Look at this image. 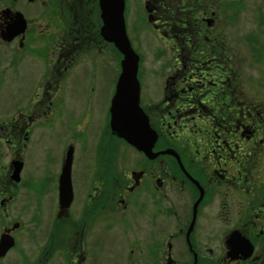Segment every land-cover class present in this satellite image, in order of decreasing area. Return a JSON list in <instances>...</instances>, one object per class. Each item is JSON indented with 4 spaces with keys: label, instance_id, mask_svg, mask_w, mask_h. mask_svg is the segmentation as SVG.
<instances>
[{
    "label": "flooded vegetation",
    "instance_id": "af4514ba",
    "mask_svg": "<svg viewBox=\"0 0 264 264\" xmlns=\"http://www.w3.org/2000/svg\"><path fill=\"white\" fill-rule=\"evenodd\" d=\"M142 2L153 27L175 40L176 70L161 82L163 96L146 97L139 78L140 104L157 134L152 156L112 131L118 50L101 36L99 0H0V79L21 63L36 72L32 105L11 129L0 126L13 153L0 160V241L14 238L0 264L19 247L25 251L15 205L18 213L33 208V221L47 214L45 264H264V80L245 76L242 44L226 36L229 10L236 7L238 19L242 1ZM18 13L27 28L5 40ZM105 52L113 57L100 60ZM75 89L80 136L68 141L55 191L32 195L23 154L30 128ZM107 103L99 135L89 121ZM70 148L73 199L65 206L60 179ZM16 161L23 163L18 175Z\"/></svg>",
    "mask_w": 264,
    "mask_h": 264
},
{
    "label": "rangeland",
    "instance_id": "374dc122",
    "mask_svg": "<svg viewBox=\"0 0 264 264\" xmlns=\"http://www.w3.org/2000/svg\"><path fill=\"white\" fill-rule=\"evenodd\" d=\"M229 1L231 6H236L242 1L243 8L238 19L237 8L231 9L235 10V13L229 10L226 29L227 41L242 44L245 76L257 81L264 80V0ZM128 5L130 7L127 13V30L134 49L141 56L139 78L142 82L143 93L146 97L150 96L155 100L154 97L160 96L161 98L163 96L161 82L168 75H173L176 70V67L174 68L175 51L172 48V43L175 40L171 31L166 37L161 33L162 31L153 27L147 18L144 3H141V0H129ZM163 32H167V30ZM109 55L113 57L112 54L105 52L100 60L107 59ZM120 60V53L117 51L115 62H112V67L117 74L120 73ZM80 66L81 64L79 66L77 64V67ZM109 66L108 62L107 68ZM109 74L116 75L110 71ZM35 75L33 65L31 70L29 64L21 63L14 73L0 79V126L5 123L8 124L7 128L11 129L12 122L19 118V113L32 105L31 89L32 82L36 78ZM111 81L113 84H111L110 91H113L115 78L111 77ZM111 95L112 93L108 96ZM80 97L78 89H75L74 93L65 94L64 100L61 101L62 106L54 109L41 124L30 128L29 141L23 147V154L26 160L24 177L27 180L32 176V195L40 192L43 188L55 191V182L68 141L72 137L80 136L76 133L79 120L83 118L78 106ZM108 108L107 103L99 110L96 109L94 118L89 121V125H96L99 135L105 128ZM166 119V122L170 120L167 113ZM93 130L96 131V128ZM8 137L9 135H4V129L0 127V160L3 159L2 154L6 156L7 160L13 154L9 142L6 141ZM81 139L84 144L90 142L89 137L85 134ZM90 151L93 152V148H91V144H88L87 153ZM77 155L81 156L80 150L77 151ZM76 173H79L78 166H76ZM14 207V213L18 215V219L22 218L23 220V227L17 232V237L19 241L20 236L21 246L25 247V251L19 247L18 250L9 254L1 264H22L23 260L28 263L32 262V264H45L44 244L48 228L47 214L43 213L39 220L33 221V208L32 210H21L18 213L20 207L16 205ZM55 261L57 264L60 262L58 259Z\"/></svg>",
    "mask_w": 264,
    "mask_h": 264
},
{
    "label": "water",
    "instance_id": "95a60500",
    "mask_svg": "<svg viewBox=\"0 0 264 264\" xmlns=\"http://www.w3.org/2000/svg\"><path fill=\"white\" fill-rule=\"evenodd\" d=\"M101 9V36L115 44L121 56L120 74L116 92L111 106L112 131L117 136L143 151L149 156L156 155L153 151L157 134L150 125L149 118L141 104V83L139 68L141 56L134 49L127 31L126 0H99ZM27 28V20L18 13L15 22L3 34L5 40H11L23 33ZM73 148L67 152L60 181V202L68 206L73 199L71 181V165ZM23 163L16 161V175L20 174ZM14 246V238L4 234L0 241V256L6 255Z\"/></svg>",
    "mask_w": 264,
    "mask_h": 264
}]
</instances>
